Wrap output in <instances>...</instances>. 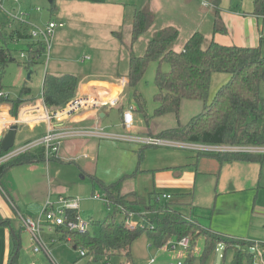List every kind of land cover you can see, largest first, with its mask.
<instances>
[{"label": "rangeland", "instance_id": "374dc122", "mask_svg": "<svg viewBox=\"0 0 264 264\" xmlns=\"http://www.w3.org/2000/svg\"><path fill=\"white\" fill-rule=\"evenodd\" d=\"M49 1L21 0L19 4L7 1L5 3L7 12L16 15L20 21L9 20L0 11V20L6 31L11 29L26 31L29 28L28 24L43 27L50 20L61 21L64 25L63 28H57L54 31L49 50L30 69L26 67L28 62L25 52L27 40H19L17 43L9 45L13 62L7 65L2 80L3 92L9 100H16L20 96V90L25 86L30 89V95L22 96L23 104L39 106L41 109L44 106L41 88L45 73L72 74L77 77L78 84H80L81 79L88 76L112 73L114 68L126 67L127 60L125 63L123 62V50H121V45L114 34L119 32L124 34L133 11L137 7H143L149 0H100L99 2L52 0L53 7H55L53 12L50 10L52 5ZM157 1L158 3L166 2L171 16H181L189 26L193 25L205 14V11L211 8L209 0ZM203 1L208 2L207 8L202 7ZM220 7L227 34L216 33L215 41L226 46L241 47L246 44L256 47L261 37L258 29L260 21L250 14L252 0H220ZM35 8H39L40 12H36ZM9 24L10 29H8ZM159 67L162 70L168 69L166 64L159 66L157 62H150L137 85L134 88L128 86L124 91L121 100L123 110L129 106L135 108L132 112L133 122L129 128L123 126L121 111L118 107L109 109L108 116L103 119L85 121L80 123L79 127L68 126L71 130L85 133L93 132L95 129L101 130L102 133L108 134L106 136L114 140L100 139V136L97 135H82L84 136L82 141L72 143L71 146L66 145V141H60L56 157L64 161L65 165L49 163L52 161H44L43 164H40L42 168L49 163L50 168L54 165L60 169L56 182L53 180V171H50L51 179L47 176V180H37L45 183L42 193L48 196L51 192L50 186L52 191H56L55 186H57L59 187L58 193L80 201L79 216L82 220L100 219L106 216L110 210L107 209L103 201L92 199L95 193L101 197L104 196V193L97 185L93 184L91 177H95L105 184L118 182L124 178L120 185L121 193L131 194L134 192L138 198L145 201V205L148 204V197L151 193L159 195L158 205L173 203L174 199H178L180 200V204L177 205L178 209L188 213L190 207L185 203V198L170 194V189L164 186L168 180H164L162 177L167 170H161L159 167H162L161 165L164 163L171 162L173 163L172 167H175L172 170L176 171L173 176L178 177L175 180L191 184L190 197H187L186 200L192 201L191 207L196 213H202L199 214L201 224L219 233L241 237L254 243L255 246L251 250L252 253H255L254 264H264V255L260 249V245L264 244V166L262 172L259 166L253 163L232 162L219 166L211 157H196L195 151L184 147L175 148L173 144L170 147L150 146L144 148L140 156V145L116 141V138L140 137L138 135L148 134V131L156 136L157 133L166 129L186 125L201 112V101L182 100L178 116L173 114L153 116L157 106L153 99L157 92L154 78ZM227 77V74L222 73L212 75L208 92L209 101L212 100L221 85L226 83ZM115 90L114 96L117 94ZM135 92L143 102L144 112L139 110L135 103ZM260 94L264 97V83L260 85ZM78 97L79 85L74 95V98ZM39 130L41 129L37 128L34 132H30L28 127H25L17 134L16 149L24 146L25 141H36V138L33 140L30 138L36 136ZM43 170L45 172V169ZM189 170L190 180L177 176L180 172L187 173ZM18 177H14L13 173H7L2 180H18ZM246 185H250L254 189L246 188L244 190L243 187ZM235 186L239 191L231 193ZM230 188L233 189L230 190ZM163 194H170L171 199H164ZM122 215L124 216V214ZM122 215H118L117 223L130 221L136 224L141 220L136 216L125 218ZM153 217V213H147L144 216L145 220L150 222ZM88 232L91 235L97 234V229L93 227ZM55 233L54 229L45 228L40 235L41 238H44L42 240L48 241L46 240L47 236L55 235ZM33 247L29 233L22 235L19 264H39L40 259L45 262H40L41 264H51L43 250H40V253L36 255L33 252ZM202 247L203 241L200 238L192 251L194 255L192 264H200ZM77 249L74 251L72 248H67L66 253L60 255L62 258H58L52 253V258L58 264H149L150 259H154L155 264H173L178 259L182 264H185L187 256L186 250L181 247H177L174 251H167L151 246L146 233H143L131 245L130 259L125 256H112L107 262L105 258L94 259L89 255L81 258V250ZM222 252L223 249L218 248L204 264H221ZM231 257L232 254L228 252L226 261L229 262Z\"/></svg>", "mask_w": 264, "mask_h": 264}, {"label": "trees", "instance_id": "16d2710c", "mask_svg": "<svg viewBox=\"0 0 264 264\" xmlns=\"http://www.w3.org/2000/svg\"><path fill=\"white\" fill-rule=\"evenodd\" d=\"M211 2L213 34H224L226 28L220 17L219 0H211ZM149 3L150 1H147V4L137 7L133 12L131 21L133 42L147 33L155 21V15L150 11ZM50 4L52 5L50 10L53 12V1ZM262 14H264V0H253L252 15ZM2 23L0 20V92H3L2 80L7 65L13 62L10 44L27 40L25 45L28 57L27 69L37 64L46 52L42 42L33 41L30 38L27 34L28 29L6 31ZM114 35L120 43H123L121 34ZM178 39V29L167 26L159 36H153L148 41L143 56L132 53L128 56L126 78L131 88H134L141 80L150 62H157L159 66L163 64L168 66V71L159 67L154 78L157 89L153 98L157 104L153 112L154 117L167 114L178 116L182 100L202 102L201 112L186 125L164 130L155 138L181 145L264 148V97L260 94V85L264 83V36L259 38L256 47L226 46L213 40L205 46L203 34L195 32L186 41L182 50L175 51L174 45ZM215 73L227 74L228 80L209 101L211 77ZM78 85L77 77L72 74L58 76L45 73L41 88L44 106L48 110L63 107L74 98ZM28 95H30V89L24 86L16 100L0 96V106L9 105V115L17 118L20 107L24 103L22 96ZM134 100L139 110L144 112L143 102L136 92ZM148 147L150 146H143L139 150L140 156L143 149ZM7 153L2 150L0 142V159ZM197 156L211 157L220 166L232 162L264 166V153L198 151ZM44 161L42 147L5 160L0 163V180L13 167ZM123 179L105 184L91 177L93 184L103 191L110 212L101 220L92 223L97 229V234L66 232L64 236L69 237L72 245L84 250L86 255L94 259L107 260L112 256H125L130 259L131 245L143 233H146L150 245L158 249L164 247L169 241L188 239L185 264L193 263L192 251L200 238L203 241L200 264H204L218 248L223 249L221 264H254L255 253L251 252L255 246L254 243L204 227L195 218L186 217L171 203L158 205L159 195L155 193L149 195L147 205L136 194L121 195L120 185ZM121 210L125 213V218L130 213H140L144 216L147 213H153L154 217L150 222L152 226L150 227L146 222L145 227L131 230L126 227L125 221L117 223ZM71 216L72 213H69V217ZM0 227L10 228L9 222L0 221ZM10 230L13 249L7 264H19L21 231H14L11 228ZM260 249L264 255V244L260 245ZM228 252L232 254L229 262L226 261Z\"/></svg>", "mask_w": 264, "mask_h": 264}, {"label": "crops", "instance_id": "0c3cea01", "mask_svg": "<svg viewBox=\"0 0 264 264\" xmlns=\"http://www.w3.org/2000/svg\"><path fill=\"white\" fill-rule=\"evenodd\" d=\"M99 1L100 0H97L96 2H99ZM49 2H52V0H50ZM70 2H72V1H70ZM150 2H151V3H149L150 11L155 15V21L147 33H145L138 40L133 42L132 41V32L133 31L131 28L132 18L128 22L127 28L125 30L126 33H125V31H124V34H122L120 32L117 33V34L122 35V42L123 43H120V42L119 43L121 45L120 46L121 50H123V55H124L123 62L125 63V61L127 60L126 67L128 66L129 53H132L136 56H143L145 54V47H146L148 41H150L153 36H159V34L167 26L175 27L179 31V39L177 41V44L174 46L175 51L182 50L186 41L195 32H200L201 34H203L204 39H205V41H204L205 46L210 41H212V40L215 41V38H214L215 34H213V26H212V19H213L212 8H213V5H212L211 0H209V2H210L209 4H211L210 5L211 8H209V10L205 11V14L202 13L203 16L200 17V19L196 20V22L193 23V25H191V26L187 25L185 20L182 19L181 16H179V15L175 16V17L171 16L170 10L166 6V2L162 1L161 3H158L157 0H151ZM204 2L208 4L207 1H203L201 3V5H202V7L207 8V6L204 5ZM252 2H253V0H252ZM54 10H55V7H53V11ZM219 10H220V17L222 20V16H221L222 10L220 7V0H219ZM250 14L252 15V12ZM252 16L256 18V16H254V15H252ZM258 21H260V20L258 19ZM223 24H224V22H223ZM262 26H263V23L260 21L259 25H258V29L260 31L259 32L260 34H261V32H262V34H264V31H262ZM225 28H226V26H225ZM224 34H227V28H226V32ZM116 39H117V37H116ZM215 42L223 45L222 43H219L218 41H215ZM241 47H255V46L244 44V45H241ZM126 67L125 68L124 67L119 68V69L117 67V68H114V71H112V73H107V74L102 73L103 75H97V76L92 75V76H88L84 79H81L82 81L79 84V96L88 94V95H92V96L96 95L101 99H108L111 97H116L119 93L121 95L119 96L118 103L115 104L114 106L106 105V106H102L99 108H85V110L83 109V110H81L75 114H72L66 121L55 125L56 127L68 129L67 137H65L63 139V141H66V145L71 146L72 143L80 142V141H82L81 140L82 137H84L82 135H88L85 132H80L78 130L76 131V130L69 129V127H68L69 125L74 126V127H79L80 123H82V122L92 121L95 119H103V118L108 116L109 109L114 108V107L120 108L122 124L124 127L129 128V126H125L123 123V113L125 111H127L128 108L127 109L125 108L123 110V106L121 104V100L123 98L124 91L128 87V84L124 88L118 84L119 80H121L122 78H125L127 80V78H126V73H127ZM165 71H168V69ZM226 80H228V77ZM114 89H116L115 91H117V94L115 96L113 95ZM44 107L45 106H43V108L41 109V108H39V106H27V105L22 104V106L20 107V110L18 112V117L14 118V117H11L9 115V109H10L9 105H1L0 106V137L3 134H5L8 131V129L11 126L15 125L16 122L19 120L18 130H17V133L15 135V142H14L13 149L16 148L15 144L18 142L17 138H16L17 134L20 133L25 127H28L30 132L31 131L34 132V130L37 128L41 129V130H39L38 134H36V136H32L30 138V140H33L35 138H36V141L40 140V138L44 135V133L46 131V124L44 122H41V121H36L35 118L38 114L41 115L44 112ZM55 110H52V111H55ZM134 110H135V108H134ZM132 122H133V119H132ZM102 134L103 135L100 136V139L114 140V139L106 136L108 134H105V133H102ZM158 134L159 133H157L156 136ZM138 136H140V137L116 138L117 139L116 141H121L124 143H130V145H136V146L140 145V148H142L144 146L141 144L142 139L148 138V137H155L152 135V133H149V131H148V134H142V135H138ZM36 141H32V142L29 140L25 141L24 146L27 144L36 142ZM66 145H65V147H67ZM21 147H23V146H21ZM21 147H19V148H21ZM175 148H177V147H175ZM35 150H36V148L30 149V151H35ZM196 157H198V156L196 155ZM48 161H52L49 163H55V164L57 163V164L62 165V166L65 165L64 161H62L61 159H59L57 157H56V159H50ZM43 163L44 162H41V163L38 162L35 164L13 167L7 173H13L14 177L19 176L18 180H15V179L14 180H2V179L0 180V221H7V222H9V226L11 229H13L14 231H21V237H22V235H25L27 232H25V230L23 229L22 224L20 222V219H19L20 214H22L24 216L34 217L41 211L42 207L44 206V204L46 203L47 200H49L51 202H55V201H57V199L59 197H65V198L71 197V196H67V195H63L61 193H58L59 187H57V186H55L56 191H52L51 186H50V191L52 193L50 192V195H48V196L42 193V192H44V189L42 187L44 186L45 183L42 181H37V180H47V176L49 177V179H51L50 171H53V174H54L53 180H55V182H56L58 180L57 176L60 172V169L58 166L56 167L53 165L50 168L49 163L44 168L40 167V164H43ZM216 163L218 164L217 161H216ZM172 165H173V163L168 162V163H164V165H161L162 167H159L161 170H163V169L167 170V172L164 171L165 173H164V176L162 177L164 180H168L164 186L170 189V192H171L170 194L179 195V196H182L185 198V203H187V205L189 204L190 208L188 209V213H185V212H182V213L186 217L195 218L201 224V222H200L201 216H199V214H202V213H199V214L196 213L191 207L192 201H190V199L188 201L186 200L187 197L188 198L190 197L191 184L189 182L185 183V182H181V180H175L178 177L173 176V175H175L176 171L172 170L173 168H175V167H172ZM23 167H27V168H23ZM262 168L263 167L259 166V169L261 172L263 170ZM43 169H45V172ZM171 170H172V172H171ZM189 172H190V170L187 173L182 171L177 176L186 177L187 180H190L191 175L189 174ZM261 172H260V174H261ZM7 173H6V175H7ZM20 180H29V181H20ZM49 182H50V180H49ZM243 188H244V190L246 188L249 190L254 189V187H251L250 185H246ZM258 188H260V187H258ZM232 189L230 188V190H232ZM237 190L239 191L238 187L235 186L233 189V192H231V193H234ZM120 194L121 195H127V194H124L121 192H120ZM131 194H135V193L133 192ZM170 194H166V195L171 196ZM95 196H97V198H94ZM92 199L94 201H100V202L103 201L106 204L107 209L109 210V206L107 205L105 196L101 197L98 193H95L93 195ZM169 199H171V197ZM179 201L180 200H178V199H174L173 203H171V204L178 209L177 205L180 204ZM181 204H183V203H181ZM79 207H80V201H79ZM178 210L181 211L180 208ZM103 217H105V216H103ZM102 218H100V219H92V218L88 219L87 221H89L90 225H91L90 228L94 227L92 225L93 222L101 220ZM10 228L0 227V264H7L8 259L11 255V252L13 249V243H12ZM53 229L56 232L55 235L47 236L46 240H48V241L42 240L44 238H41V240H42V242L44 241L43 244H44L45 248L47 249V253L44 250L43 251L45 252V255L48 256L50 263L51 264H58L57 261H55L52 258V253L55 254L58 258H62L60 255L63 253H66L67 248H72L74 251H77L78 249L72 245L70 238L64 237L65 233H66V231L64 229H62V228H53ZM43 230H45V228H42L41 232ZM211 230H213V229L211 228ZM213 231L218 232L216 230H213ZM41 232H40V234H41ZM235 238H237V237L235 236ZM238 238H241V237H238ZM30 240H31V238H30ZM33 252H34V247H33ZM34 253L36 255H38L40 253V251L34 252ZM80 257L83 258L84 256L80 255ZM106 261L109 262V259H107ZM38 262H39V264H41L40 262L45 263L43 259H40ZM18 263H19V257H18ZM32 264H35V263H32Z\"/></svg>", "mask_w": 264, "mask_h": 264}, {"label": "built area", "instance_id": "2783aa9c", "mask_svg": "<svg viewBox=\"0 0 264 264\" xmlns=\"http://www.w3.org/2000/svg\"><path fill=\"white\" fill-rule=\"evenodd\" d=\"M7 1H11L13 4H19L21 0H0V11L4 14L5 18H9V20H18L20 21L16 15H13L11 12H7L5 8V3ZM64 1H76V0H64ZM96 2L97 0H84ZM204 5L208 4L204 2ZM14 11V9L12 8ZM36 12H40L39 8L34 9ZM262 23V31H264V14L256 16ZM7 21V20H6ZM24 24V21H21ZM28 32L30 38L33 41L42 42L45 46V50H49L50 48V40L54 34V31L57 28H63L64 25L61 21L50 20L43 27H38L33 24H28ZM9 28H11L9 24ZM263 36L261 32V37ZM118 84L123 88L128 84V79L122 78L119 80ZM119 93L116 97H111L108 99H101L98 96L94 95H81L78 98H73L63 107L56 109L55 111H49L46 107H44V112L40 115L38 114L35 118L36 121H41L46 124V131L44 135L40 138V140L27 144L21 148L11 149L7 155L0 159V163L8 160L10 158L16 157L24 152L30 151L32 148H43L45 160L48 161L50 159L56 158L59 142L62 141L65 137H67L68 129L56 127L55 125L66 121L72 114L79 112L85 108H99L106 105H112L118 103ZM0 96H6L3 92H0ZM134 108L129 106L127 111L123 113V123L125 126H130L132 124V112ZM19 120L16 122V126H18ZM88 135H97L102 136L101 130H94L93 132L86 133ZM141 144L144 146H155V147H170L173 144V147H184L187 149H191L195 152H220V151H238V152H247V153H264V148L258 147H239V148H228V147H219V146H203V145H181L174 144L169 141L157 139L155 137H148L141 140ZM94 198H97L95 196ZM163 198L168 200L170 198L169 195H164ZM107 202V201H106ZM69 213H72V216L69 217ZM120 214L125 213L120 212ZM136 216L141 218L136 224L131 223L130 221H125V225L129 229H135L137 227L143 228L145 227V223L150 221L145 220L144 214L140 213H130L128 217ZM20 222L22 224L23 229L29 233L31 242L34 244V252H38L40 250H44L47 253V249L45 248L40 232L42 228H48L49 230L53 228H62L66 232H74L77 234H85L90 229V222L84 221L79 216V201L77 199L59 197L57 201L51 202L49 200L46 201L41 211L34 217L24 216L20 214L19 216ZM152 225H150L151 227ZM189 240L184 238L180 241H169L163 249L167 251H174L177 247H181L186 250L188 247ZM259 253V252H258ZM260 254V253H259ZM81 256H85L86 252L81 249ZM262 256V255H261ZM149 264H155L154 259L149 260ZM173 264H182L181 260L178 259Z\"/></svg>", "mask_w": 264, "mask_h": 264}, {"label": "water", "instance_id": "95a60500", "mask_svg": "<svg viewBox=\"0 0 264 264\" xmlns=\"http://www.w3.org/2000/svg\"><path fill=\"white\" fill-rule=\"evenodd\" d=\"M17 130L18 126L13 125L0 137L1 148L4 152H9L13 148Z\"/></svg>", "mask_w": 264, "mask_h": 264}]
</instances>
